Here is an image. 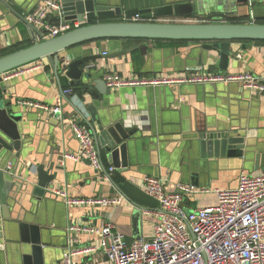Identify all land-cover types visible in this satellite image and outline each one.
Wrapping results in <instances>:
<instances>
[{
	"label": "crops",
	"instance_id": "0c3cea01",
	"mask_svg": "<svg viewBox=\"0 0 264 264\" xmlns=\"http://www.w3.org/2000/svg\"><path fill=\"white\" fill-rule=\"evenodd\" d=\"M43 1L5 0L8 7L0 3V53L38 41L32 39L25 20ZM97 1L122 9L119 19L106 21L124 22L129 12L140 14L144 9L177 4L182 0ZM247 17L251 20L248 24L263 18L264 4L208 0L202 3L197 14L189 18H165L159 22L229 24L225 20ZM205 44L195 41L96 40L62 52L60 56L71 62L86 57H99L96 62L85 65L86 70L92 73V79H88L87 83L84 80L73 83L66 76H61L57 83L48 59L6 73L11 78L7 81L8 90L5 95L13 97L18 112L24 116L20 126L22 138L26 142L23 154L27 160H31L33 167L44 166L49 174L55 175L56 189L67 190L73 197H124L121 206L102 209L69 208L58 199L44 200L40 204L28 193L21 195L20 204L16 205L14 199H10L13 217L19 215L26 222L46 225L51 229L45 237L51 245L45 252L44 264H63L64 227L67 219L68 233L69 227L75 224L99 226L103 220L110 221L124 235L126 244H132L136 239L128 217L134 209L133 204L145 209L158 208V202L144 191L143 180L146 176L163 179L166 190L173 192L179 184L194 188L232 189L237 187L242 173L258 176L264 172L255 166L256 154H264V97L238 83L127 86L110 89V95L99 94L95 85L89 87L95 80L104 79L110 74L135 81L207 74L264 75V43H239V50L236 49L238 44H235L234 48L238 51L235 50V58L230 61L226 71L219 68V58L215 53H212L214 58L205 65L198 63L204 54L202 47ZM136 46L139 49L129 55L113 57L116 52ZM34 66L40 68L28 71ZM3 80L0 76V84L6 83ZM67 89H72L73 94L64 100L60 120L56 118L57 114L21 104L24 101L34 102L53 108L61 93ZM118 122L124 123L128 130L136 128L137 132L131 138L138 140L137 147L131 148L130 166L124 173L118 172L107 161L105 152L102 155L107 172L110 173L111 168L115 169L110 176L115 175L121 192L113 191L110 181L100 182L87 159L74 161L65 158L67 154L77 155L79 152V142L72 129L74 123L90 131V128L99 129ZM208 127L232 130L244 137L252 146L253 155H249L247 162L239 159H199V156L189 152V140ZM208 196L217 202L215 194ZM155 221V216L143 214L142 239L152 237ZM76 236L81 241L79 247L98 242L95 235L81 233ZM8 253L3 262L0 258V264H24L21 255ZM22 254L30 255V246H23ZM74 262L107 263L102 252L88 256L79 254Z\"/></svg>",
	"mask_w": 264,
	"mask_h": 264
},
{
	"label": "water",
	"instance_id": "95a60500",
	"mask_svg": "<svg viewBox=\"0 0 264 264\" xmlns=\"http://www.w3.org/2000/svg\"><path fill=\"white\" fill-rule=\"evenodd\" d=\"M59 4V9L54 11L46 21L53 26L64 23H88L80 28L62 34L58 37L36 41L38 30L27 20L33 45L0 57V76L30 65L34 62L48 59L53 70L55 80L59 83L61 76L70 78L73 83L92 79L91 71L86 70L85 65L96 62L99 57H86L79 60H70L60 54L72 47L96 40H165V41H195L206 43L198 63L205 65L212 53L219 58V68L228 70L229 63L235 58L236 51L241 47L240 42L264 41V24H186V23H161L165 18H189L198 13L202 3L208 0H182L177 4L160 6L140 11L142 22H98L106 19H117L122 16L121 7H113L111 4L101 3L97 0H54ZM236 1V0H235ZM247 2L248 0H238ZM0 3L6 4L5 0ZM237 45L236 50L234 45ZM234 48V49H233ZM139 49V46L119 51L113 57L129 55ZM236 50V51H235ZM111 57V56H110ZM93 85L101 95H110L111 90L104 79L95 80ZM8 90L6 83L0 84V258L2 262L6 258V252L12 255H21L24 264H44L45 252L51 245L45 237L51 231L46 225L29 223L12 216L10 199L15 204H20L21 195L28 193L33 200L43 203L44 200H57L52 194L56 189L55 175L49 174L44 166L33 167L31 160H27L23 154L26 142L22 138L21 123L23 115L17 110V105L12 101L13 97L6 96ZM55 115L58 120L62 116ZM95 140L98 153L103 165V170L108 175L103 160V152L106 159L117 169L124 173L130 166V153L132 146L137 147L138 140L132 139L137 129L128 130L124 123L118 122L99 129L90 128ZM189 152L199 156L202 160L239 159L248 161L249 155L254 152L246 139L232 130H221L218 127H208L198 132L197 137L189 140ZM256 168L264 170V154H256ZM113 184V191L121 192L117 184ZM12 191V192H11ZM189 208L190 201L184 202ZM36 207V204L33 203ZM64 205V204H63ZM66 206V205H65ZM133 211L129 215L132 223L133 237L138 241L142 239L141 224L145 208L133 204ZM67 210V207H66ZM67 216V215H66ZM68 222V219H67ZM66 222L65 245H69L68 224ZM121 233V231L117 228ZM28 245L30 255L23 256V246ZM9 254V253H8ZM63 255V253H62Z\"/></svg>",
	"mask_w": 264,
	"mask_h": 264
},
{
	"label": "built area",
	"instance_id": "2783aa9c",
	"mask_svg": "<svg viewBox=\"0 0 264 264\" xmlns=\"http://www.w3.org/2000/svg\"><path fill=\"white\" fill-rule=\"evenodd\" d=\"M248 2L264 4V0ZM58 9L59 4L54 0H44L27 17L26 20L38 30V41L58 37L88 23L84 19L83 23L53 26L46 18ZM141 20L140 14L130 20L125 18L129 22ZM69 63V60L64 62ZM39 68L40 66L30 67L28 71ZM1 77L4 82L11 78L8 74ZM104 81L110 89L127 86L238 83L264 97V75L254 76L249 73L229 76L189 75L152 81L125 80L117 74H110L104 77ZM72 94V89L64 90L53 108L34 102L24 101L21 104L60 114L64 100ZM72 129L79 142V152L77 155L67 154L65 158L74 161L79 158L87 159L100 182L110 181V174L115 169L111 168L108 175L103 170L91 132L76 123L72 125ZM143 184L145 193L158 202L157 209L143 211L145 215L156 217L152 237L148 240H135L127 245L124 235L110 221L103 220L99 226L75 224L69 227V245L63 252V264H75L74 260L79 254L88 256L97 252L105 255L106 264H264V172L258 176L242 173L237 187L226 190L179 184L175 191L168 192L164 180L153 176L144 177ZM52 194L69 208H113L121 206L124 201L122 195L77 198L59 188L53 190ZM210 194L216 195V205L186 212V200L190 201L191 208L196 196L206 197ZM81 233L97 236L98 242L79 247L81 241L76 238V234Z\"/></svg>",
	"mask_w": 264,
	"mask_h": 264
},
{
	"label": "trees",
	"instance_id": "16d2710c",
	"mask_svg": "<svg viewBox=\"0 0 264 264\" xmlns=\"http://www.w3.org/2000/svg\"><path fill=\"white\" fill-rule=\"evenodd\" d=\"M136 15H139V12L138 13L137 12H129L128 14H126V17H127L128 20H130L131 18H133ZM101 21L102 22H110V20H108V21L101 20ZM221 21H223V20H221ZM225 21L228 22L229 24H248V23L251 22L249 17H247V18H235V19L234 18H229V20H225ZM254 23H256V24H264V17L263 18H258L257 20H255ZM116 40H118V39H116ZM118 41H143V40L130 39V40H118ZM163 41H165V40H163ZM247 42L264 43V41H247ZM247 42H240V43H247ZM33 44H29V45L24 46V47L13 48V49H10L9 51L2 52V53H0V57H3V56L8 55V54H11V53L16 52L18 50H21L23 48L29 47V46H31ZM115 178H116L115 175H113L112 179L116 183V179Z\"/></svg>",
	"mask_w": 264,
	"mask_h": 264
},
{
	"label": "rangeland",
	"instance_id": "374dc122",
	"mask_svg": "<svg viewBox=\"0 0 264 264\" xmlns=\"http://www.w3.org/2000/svg\"><path fill=\"white\" fill-rule=\"evenodd\" d=\"M252 4V3H251ZM119 19V18H117ZM211 196H208L206 198H202L200 196L196 197L195 201L192 203V206L191 208H188L186 210L187 213H190L191 209H194V208H204V207H208V206H214L216 205V200L215 201H212L210 199ZM212 201V202H211ZM152 229V227H151Z\"/></svg>",
	"mask_w": 264,
	"mask_h": 264
}]
</instances>
